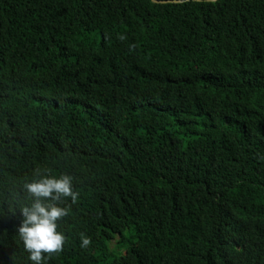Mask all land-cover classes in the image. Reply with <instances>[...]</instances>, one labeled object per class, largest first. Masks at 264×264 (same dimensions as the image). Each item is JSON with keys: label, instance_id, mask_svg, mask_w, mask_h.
Instances as JSON below:
<instances>
[{"label": "trees", "instance_id": "trees-1", "mask_svg": "<svg viewBox=\"0 0 264 264\" xmlns=\"http://www.w3.org/2000/svg\"><path fill=\"white\" fill-rule=\"evenodd\" d=\"M36 170L42 264H264V0H0V264Z\"/></svg>", "mask_w": 264, "mask_h": 264}, {"label": "clouds", "instance_id": "clouds-1", "mask_svg": "<svg viewBox=\"0 0 264 264\" xmlns=\"http://www.w3.org/2000/svg\"><path fill=\"white\" fill-rule=\"evenodd\" d=\"M28 201L15 209L21 219L16 226V234L28 253L32 264H42L48 255L62 250L65 235L58 230V221L68 214L63 206L64 198L75 203L78 193L73 190V177L68 173L49 174L46 170H36L20 185ZM90 243L88 236H81L80 247Z\"/></svg>", "mask_w": 264, "mask_h": 264}, {"label": "water", "instance_id": "water-1", "mask_svg": "<svg viewBox=\"0 0 264 264\" xmlns=\"http://www.w3.org/2000/svg\"><path fill=\"white\" fill-rule=\"evenodd\" d=\"M154 1H159V0H154ZM182 1L184 0H162V2H182Z\"/></svg>", "mask_w": 264, "mask_h": 264}]
</instances>
